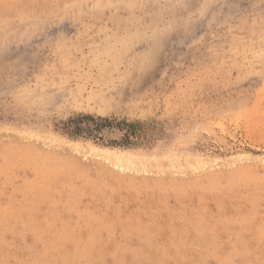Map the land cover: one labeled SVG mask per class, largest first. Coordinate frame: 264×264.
I'll return each instance as SVG.
<instances>
[{"label":"rangeland","instance_id":"374dc122","mask_svg":"<svg viewBox=\"0 0 264 264\" xmlns=\"http://www.w3.org/2000/svg\"><path fill=\"white\" fill-rule=\"evenodd\" d=\"M0 264H264V0H0Z\"/></svg>","mask_w":264,"mask_h":264},{"label":"bare ground","instance_id":"6f19581e","mask_svg":"<svg viewBox=\"0 0 264 264\" xmlns=\"http://www.w3.org/2000/svg\"><path fill=\"white\" fill-rule=\"evenodd\" d=\"M23 154H25V153H23ZM34 155H37V154H34ZM34 155H32V156H34ZM35 157H36V156H35ZM109 157H110V156H109ZM41 158H42V157H41ZM44 158H45V157H44ZM46 158H49V157H46ZM113 158H114V157H113ZM31 159H32V158H31ZM35 159H36V158H35ZM51 159H52V158H51ZM116 159H117V158H116ZM121 159H122V158H121ZM33 160H34V159H33ZM33 160H32V161H33ZM44 160H45V159H44ZM53 160H58V159H54V158H53ZM34 161H36V160H34ZM34 161H33V162H34ZM46 161H48V160L46 159ZM46 161H44V162H46ZM44 162H43V163L41 162V163L44 164ZM50 162H52V160H50ZM50 162H49V163H50ZM59 162H60V161H59ZM36 163H38V161H37ZM49 163H48V164H49ZM57 163H58V161H57ZM57 163H56V164H57ZM56 164H55V165H56ZM71 164H72V163H71ZM46 165H47V164H46ZM46 165H45V166H46ZM51 165H52V164H51ZM39 166H41V164H40ZM42 166H44V165H42ZM40 169H41V168H40ZM40 169H39V171H42V170H40ZM44 169H45V168H44ZM59 169H60V167H59ZM61 170H62V169H61ZM61 170H57V172H58V171H61ZM54 171H55V170H54ZM54 171H53V172H54ZM55 172H56V171H55Z\"/></svg>","mask_w":264,"mask_h":264},{"label":"trees","instance_id":"16d2710c","mask_svg":"<svg viewBox=\"0 0 264 264\" xmlns=\"http://www.w3.org/2000/svg\"><path fill=\"white\" fill-rule=\"evenodd\" d=\"M101 125H102V124H101ZM101 125H100V126H101Z\"/></svg>","mask_w":264,"mask_h":264}]
</instances>
